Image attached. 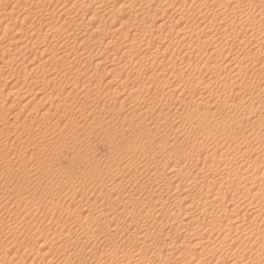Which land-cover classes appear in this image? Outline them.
<instances>
[{"label":"rangeland","instance_id":"374dc122","mask_svg":"<svg viewBox=\"0 0 264 264\" xmlns=\"http://www.w3.org/2000/svg\"><path fill=\"white\" fill-rule=\"evenodd\" d=\"M36 1L0 2V264H147L153 259L149 255L154 252L162 262L151 260L148 264H169L172 260L173 264H181L182 261V264H221L222 259L234 253H238L237 264H264V196L258 190L264 189V162L259 169L261 171H257V179L255 178L254 182L250 180L251 172L256 169L253 160L256 157L258 160L264 158V46L261 48L263 51L260 49L259 55L257 54V75H253L255 68H252V64L256 62L255 58L248 59L247 57L251 56H246L244 59L245 53H236L232 35L220 32L228 21L235 20L239 23L240 14L237 11H224L225 0H213V6L210 5L209 9L224 11L227 17L223 19L226 18L227 21L222 19V16H225L223 14L214 19L215 23L212 22L211 26L203 29L204 24L201 23L204 22L191 17H185L179 24H174V19H177L175 17L179 15L178 9H181L180 13L197 9L200 1ZM258 1L257 12L253 10V14L258 15L256 26L258 32V28H261V34H257V41L261 42L264 39V17L259 14L264 12V0ZM163 2H170L169 5L173 2L175 5L171 8L173 3L168 6ZM149 8L154 11L149 16L139 14L142 13L139 10L146 11ZM165 8L168 9L166 14ZM98 9L101 12L97 11ZM118 10L120 14L116 12ZM250 11L252 10L245 13ZM93 12L95 15H92ZM102 12H105V15ZM23 17L26 19L22 20ZM245 17H248V14ZM69 18H72V21ZM171 18L172 24L169 23L172 22ZM152 21L154 25L151 30L163 22L166 23L164 29L173 28L170 29L174 31L171 35L174 42L172 40L170 53L177 50V40L183 36L176 35L178 30H182L180 28L185 25L193 28L201 25L198 27L203 29L201 32L197 29V35L194 36L188 33V37L181 41L193 50L196 48L194 55L197 57L193 59V54L186 56V46V49L176 53L178 57L176 54V57L167 55L163 61L161 51L163 52L164 48L159 47L161 41L155 42L159 35L148 34V28H144L152 25ZM246 24L243 27L248 25ZM168 30H164L161 35L169 34ZM239 37L246 41L254 39V36L245 37L243 33ZM153 39L158 45L153 43L155 46L150 49L152 58L148 60L141 55L135 56L137 47L145 49ZM227 39L231 41L232 47L225 46ZM100 41L101 43H98ZM239 42L238 40L237 43ZM182 44L179 43L178 46ZM198 44L201 47H196ZM128 50L129 53L126 54L125 51ZM210 54L219 56L223 64L219 59L214 61L216 56L211 59ZM224 55L227 56L226 60ZM139 60H142V63ZM230 61L231 64L228 63ZM24 68L27 69L26 72ZM237 70L241 71L239 77L234 73ZM235 80L237 82L233 84ZM204 85L208 90L200 93ZM197 86V92L193 93ZM204 105L210 108L207 106V110ZM187 113L192 115L189 117ZM253 121H257L255 126L251 125ZM194 145L201 149L199 154L191 149ZM215 150L214 160H217V164L221 163L219 161L229 162L230 158L239 159L229 171L230 176L232 175L230 179L239 175L242 179L249 177L250 182L248 180L244 184H234L233 188L220 187L217 175L209 174V179L212 178L214 182L212 186H215L211 187L209 192L205 184L199 183L191 188L186 181L183 190L190 187V196L187 197L188 201L191 200V205L175 199L169 202L165 196L160 201L161 205L168 206L166 210L170 211L169 215H172L171 212L180 214L178 220L173 215L170 216L174 222L168 221V218V225H165L166 220L164 223L163 218L148 211L145 204L139 206L152 197V190L157 187L165 190L162 194L167 192L174 195V185L177 181L170 178V173L175 168L183 169L179 176L206 173L210 169L202 163L203 157L211 155ZM220 154L223 155L221 158ZM248 161L253 164H248ZM220 166L214 163L212 169L221 171L218 170ZM248 166L250 172L246 173ZM154 171L162 174L164 178H157ZM130 178L132 181L127 183ZM248 186L252 188L251 192L246 189ZM226 187H229L228 190ZM199 188H202L201 192ZM197 190L209 196L220 190L223 197L218 198V202L223 201L221 204L224 205L223 210L218 211L220 215L224 216L225 212H237L246 220L242 232L232 231L223 251L219 249L209 261L204 256L203 246L191 247L189 238L195 236L201 244H205L208 242V236H211V240H219L217 237H223L227 232H221L223 228L220 226L212 232L213 234L203 235L211 221L209 213H215V210L212 211L209 207L203 208L204 210L201 208L199 203L203 195ZM256 190L257 201H252L251 196L255 195ZM181 192L182 190L179 192L180 196ZM196 194L199 196L194 199ZM121 208L123 210H120ZM253 210L258 213L257 222L255 221L257 224L253 222L248 226L251 213H255ZM106 214L116 218L113 223L104 220ZM125 214L128 215L124 216ZM152 214L153 217H149ZM227 214L226 216L230 215ZM196 215L203 218V221L200 219L202 226L180 225L177 231L169 227L172 223L176 227L179 221L189 223ZM150 219H156L157 222L154 221L155 228L151 229L150 238L144 248L140 241L134 242L136 238L130 231L127 235L129 238H114L107 246L100 243L107 237L112 240L116 227L122 228L133 221ZM255 229L257 237L248 240L251 243H245L240 234H243V230L254 232ZM196 233L199 236H196ZM166 236L176 245L171 244V240L165 241L168 238ZM153 238L159 242L156 243ZM84 242L87 247L82 245ZM180 243L188 246H179ZM140 247L144 253L138 250ZM69 249L76 253L71 255ZM139 254L147 260L141 259ZM226 259L224 263L229 264L231 261Z\"/></svg>","mask_w":264,"mask_h":264},{"label":"bare ground","instance_id":"6f19581e","mask_svg":"<svg viewBox=\"0 0 264 264\" xmlns=\"http://www.w3.org/2000/svg\"><path fill=\"white\" fill-rule=\"evenodd\" d=\"M38 1V0H37ZM36 1V2H37ZM40 1V0H39ZM67 1V0H66ZM92 1H94V0H92ZM166 1V0H165ZM184 2H185V0H183ZM193 1V0H192ZM195 1V3H196V1H200V3H199V5H198V7H197V9H195V8H193L191 11H188V12H183V13H180V12H182L181 11V9H178V10H180L179 11V15H178V17H175V18H177V19H174V24H179L180 22H182L183 20H184V18L185 17H191V18H193L194 20H196V21H199V22H204V23H201V24H204L203 25V29L204 28H208L209 26H211L210 25V23H212V22H214L216 19L215 18H217L218 19V17H221L223 14L225 15V16H222V19H223V17H227L226 16V13H224V11H231V12H235V11H237V13H239L240 14V16H241V18L239 19L240 21H239V23H237L235 20L234 21H231V22H227V23H225L224 24V26L221 28V31L220 32H222V33H229L230 35H232V42H234V45L236 46V53H243V55H244V53H245V55H244V59L246 58V56H251V57H247L248 59L249 58H255L254 60H256V62H254L253 64H252V68L254 69L255 68V70H254V72H253V75H257V54L259 55V52H260V49L264 46V39H260L261 40V42L259 41H257V34H261V31H260V29L261 28H258V30H259V32L257 31V13H255V14H253L254 13V11L253 10H256V12H257V1L258 0H225V6H224V8H223V10L224 11H211V9H209V6L210 5H212L213 3H212V1L213 0H194ZM211 1V2H210ZM215 1V0H214ZM216 1H218V0H216ZM0 2H1V0H0ZM21 2V1H20ZM50 2V1H49ZM83 2V1H82ZM98 2H100L99 0H98ZM174 2V1H173ZM172 2V3H173ZM245 2V3H244ZM35 3V2H34ZM89 3V2H88ZM105 3V2H104ZM114 3V2H113ZM163 3H167V2H163ZM170 3V2H169ZM169 3H167L168 4V6H170L169 5ZM182 3V2H181ZM193 3V2H192ZM209 3H211V4H209ZM218 3V2H217ZM258 3H260L259 1H258ZM49 4V3H48ZM82 4V3H81ZM90 4V3H89ZM98 4V3H97ZM101 4V3H100ZM185 4V3H184ZM194 4V3H193ZM222 4V3H221ZM220 4V5H221ZM99 5V4H98ZM102 5V4H101ZM111 5V4H110ZM162 5V4H161ZM175 4L173 3L172 5H171V8H173L172 6H174ZM215 5V4H214ZM223 5V4H222ZM227 5V6H226ZM263 6H264V4H262ZM12 6V5H11ZM32 6H35V5H32ZM66 6V5H65ZM79 6V5H78ZM100 6V5H99ZM105 6V5H104ZM103 6V7H104ZM163 6V5H162ZM161 6V7H162ZM213 6V5H212ZM215 6H217V5H215ZM263 6H261L262 8H263ZM14 7V6H13ZM111 7V6H110ZM129 7V6H128ZM136 7H138V6H136ZM159 7V6H158ZM179 7V6H178ZM178 7H176V8H178ZM218 7H220V8H222L221 6H218ZM35 8V7H34ZM38 8V7H37ZM53 8V7H52ZM75 8V7H74ZM73 8V9H74ZM153 8V7H152ZM152 8H149L148 10H139V12H141L142 11V13H139V14H143V15H148L149 16V14L151 13V12H154L153 10H152ZM175 8V7H174ZM212 8V7H211ZM261 8V9H262ZM96 9V8H95ZM100 9V8H99ZM99 9L97 10V11H99ZM107 9V8H106ZM155 9V8H154ZM161 9V8H160ZM159 9V10H160ZM214 9V8H213ZM215 9H218V8H215ZM252 10V11H250L249 13H247L248 14V17H245V15H247L245 12L246 11H249V10ZM11 10V9H10ZM19 10V9H18ZM65 10V9H64ZM103 10H105V9H103ZM112 10H114V9H112ZM175 10V9H174ZM220 10V9H219ZM93 11V10H92ZM96 11V13H98ZM108 11V10H107ZM107 11H106V13H107ZM161 11V13L163 12L162 11V9L160 10ZM168 11V9H166L165 8V10H164V13L166 14V12ZM176 11H177V9H176ZM261 11V10H260ZM31 12V11H30ZM29 12V13H30ZM62 12V11H61ZM76 12V11H75ZM99 12H101V11H99ZM109 12V11H108ZM116 12H118L119 13V10L118 11H116ZM132 12V11H131ZM157 12V11H156ZM233 12V13H234ZM69 13V12H68ZM84 13V12H83ZM103 13V12H102ZM102 13H100L101 15H102ZM105 13V12H104ZM103 13V14H104ZM174 13V12H173ZM172 13V14H173ZM230 13V12H229ZM10 14V13H9ZM18 14H20V13H18ZM110 14V13H109ZM114 14H116V13H114ZM120 14V13H119ZM137 14H138V12H137ZM152 14V13H151ZM181 14V15H180ZM25 15V14H24ZM83 15V14H82ZM92 15H95L94 14V12H93V14ZM105 15V14H104ZM107 15V14H106ZM112 15V14H111ZM129 15V14H128ZM134 15H136V14H134ZM261 17H264V12H260V14H259ZM5 16V15H4ZM10 16H11V14H10ZM18 16V15H17ZM26 16V15H25ZM132 16V15H131ZM153 16H155V15H153ZM171 16V15H170ZM29 17V16H28ZM66 17V16H65ZM69 17V16H68ZM83 17V16H82ZM95 17V16H94ZM117 17V16H116ZM157 17V16H156ZM161 17H162V14H161ZM172 17V16H171ZM67 18V17H66ZM114 18V17H113ZM133 18H134V16H133ZM5 19V18H4ZM26 19V18H25ZM24 19V17H23V19L22 20H25ZM72 18H69V20L70 21H72L71 20ZM168 19V18H167ZM166 19V21H168ZM186 19V18H185ZM189 19V18H188ZM187 19V20H188ZM215 19V20H214ZM221 19V18H220ZM221 19V20H222ZM68 20V19H67ZM81 21H82V19H80ZM89 20V19H88ZM128 20V19H127ZM151 20V19H150ZM153 20V19H152ZM171 20H172V18H171ZM220 20V21H221ZM224 21L226 20V18L225 19H223ZM62 21V20H61ZM69 21V22H70ZM122 21V20H121ZM164 21V20H163ZM227 21V20H226ZM169 22V21H168ZM248 22V23H247ZM251 22V24L249 25V23ZM51 23V22H50ZM76 23V22H75ZM112 23V22H111ZM169 23H173V20H172V22H169ZM215 23V22H214ZM221 23H223V22H221ZM248 25H247V24ZM10 24V23H9ZM149 24V23H148ZM186 24V23H185ZM185 24H183V25H185ZM189 24V23H188ZM200 24V23H199ZM213 24V23H212ZM247 25L246 27H243L244 25ZM107 25V24H106ZM141 25H143V24H141ZM154 24H153V21H152V25L150 24V25H148L147 27H144V28H148L147 29V33L148 34H150V33H157V35H159L158 37H157V41H155L156 43H160V41H161V43L159 44V47L161 46V47H163L164 48V51L162 52L161 51V53L163 54L162 55V59H163V61L165 60V58H166V56L167 55H171V56H175V54L176 53H180L179 51H181L182 49H186V46L188 47V45H183L182 43H181V41H183L184 39H185V37L187 36L188 37V33H189V35L190 36H194V35H197V32H196V30L198 29V27L199 26H201V25H198V26H195V28H193L191 25V27H189V25L188 26H184L183 28H180V29H182L181 31L180 30H176L177 32H176V35H183V36H181L182 38L178 41L177 40V43L179 44H182V45H179L178 46V44H177V50L176 51H174V52H169V50L172 48L171 46L173 45V42H174V40H173V38H171L172 36V32H174V31H171L172 29H171V27L169 28V30L168 29H164L165 28V26H166V23H161L160 25H157L154 29H152L151 30V28H152V26H153ZM217 25V24H216ZM219 25H220V23H219ZM242 25V26H241ZM46 26V25H45ZM51 26V25H50ZM76 26H77V24H76ZM167 26H169V25H167ZM170 26H173V25H170ZM240 26V27H239ZM262 26H264V25H262ZM9 27V26H8ZM8 27H5V29L7 28L8 29ZM48 28V27H47ZM263 29H264V27H262ZM40 29V28H39ZM56 29V28H55ZM143 29V28H142ZM151 31H150V30ZM175 29V28H174ZM203 29H198V30H200V32H201V30H203ZM216 29V28H215ZM36 30V29H35ZM47 30V29H46ZM49 30V29H48ZM81 30V29H80ZM164 30H168L167 32L169 33V34H167V35H164V37H163V35H161L162 33H163V31ZM208 30H210V29H208ZM218 30H220V29H218ZM98 31H101V30H98ZM129 31V30H128ZM29 32V31H28ZM46 32V31H45ZM102 32V31H101ZM106 32V31H105ZM196 32V33H195ZM204 32V31H203ZM210 32V31H209ZM258 32V33H257ZM15 33H17V32H15ZM20 33V32H19ZM27 33V32H26ZM38 33V32H37ZM48 33V32H47ZM194 33V34H193ZM207 33V32H206ZM241 33H243V34H245V37L247 36V37H249V36H254V39H250V40H241V38L239 37V35L241 34ZM262 33H264V31L262 32ZM42 34V33H41ZM91 34V33H90ZM212 34V33H211ZM225 34V35H226ZM17 35V34H16ZM21 34H19V36H20ZM37 35V34H36ZM221 35V34H220ZM7 36V35H6ZM14 36V35H13ZM35 36V35H34ZM135 36V35H134ZM148 36H150V35H148ZM162 36V37H161ZM189 36V37H190ZM200 36L201 37H203L201 34H200ZM208 36H210V35H208ZM12 37V36H11ZM15 37V36H14ZM99 37V36H98ZM125 37V36H124ZM153 37H155V35L153 36ZM198 37V36H197ZM207 37V36H206ZM205 37V38H206ZM217 37V36H216ZM221 37H222V35H221ZM17 38V37H16ZM19 38V37H18ZM21 38V37H20ZM90 38V37H89ZM88 38V39H89ZM115 38V37H114ZM149 38V37H148ZM151 38V37H150ZM200 38V37H199ZM207 38H209V37H207ZM223 38V37H222ZM225 38V37H224ZM13 39V38H12ZM124 39V38H123ZM213 39H214V37H213ZM217 39V38H216ZM15 40V39H14ZM18 40V39H17ZM21 40V39H20ZM98 40V39H97ZM101 40V39H100ZM172 40H173V42H172ZM176 40V39H175ZM230 40V39H229ZM240 41L239 43H237V41ZM87 41V40H86ZM109 41V40H108ZM149 41V40H148ZM226 41V40H225ZM111 42V41H110ZM172 42V43H171ZM231 41H228V39H227V41L225 42V46H228V47H232V45H231V43H230ZM12 43V42H11ZM98 43H101V41L100 42H98ZM108 43V42H107ZM153 43H154V39H153V42H150V43H148L146 46L148 47H146L145 49H141L140 48V46L139 47H137V49H135L136 51H135V53H136V55L135 56H142V57H144L145 59L146 58H148V60L150 59V58H152L153 57V55H152V53L150 52V49H151V47L152 46H155V45H158V44H156V43H154L155 45H153ZM106 44V43H105ZM124 44V43H123ZM142 44V43H141ZM146 44V43H145ZM145 44H143L144 46H145ZM95 45V44H94ZM110 45V44H109ZM142 45V46H143ZM209 45V44H208ZM8 46H10V44L8 45ZM111 46H113V44L111 45ZM132 46V45H131ZM95 47V46H94ZM98 47V46H97ZM123 47V46H122ZM171 47V48H170ZM196 47H201L199 44L196 46ZM216 47V46H215ZM116 48V47H115ZM158 48V47H157ZM175 49V48H174ZM195 49L196 48H194V50L193 49H191L190 47H188L184 52H186L185 53V55L186 54H188V55H194V53H196L197 51H195ZM229 49V48H228ZM264 49V48H263ZM263 49H261L262 51H263ZM113 50V49H112ZM130 50V49H129ZM129 50L126 52L125 51V53L126 54H128L129 53ZM197 50V49H196ZM199 50H200V48H199ZM6 51H7V49H6ZM124 51V50H123ZM173 51V50H172ZM257 51H258V53H257ZM5 52V51H4ZM118 52V51H117ZM134 52V51H133ZM156 52H158V51H156ZM213 52H215V51H213ZM134 53V54H135ZM212 53V52H211ZM262 53V52H261ZM216 54V53H215ZM235 54V53H234ZM177 55V57H178V54H176ZM188 55H186V56H188ZM198 55V54H197ZM242 55V56H243ZM14 56V55H13ZM132 56H133V54H132ZM155 56V55H154ZM213 56H216L217 57V55H212V54H210V58L211 57H213ZM238 56H240V55H238ZM176 57V56H175ZM191 57V56H190ZM195 57H197L196 56V54L193 56V59L195 58ZM216 57H214V61L217 59H219L218 57L216 58ZM225 57L227 58V56L226 55H224V60H226L225 59ZM237 56H235L234 58H236ZM139 58V57H138ZM220 58H222V57H220ZM222 58V59H223ZM243 57H240V59L241 60H243L244 61V59H242ZM37 59V58H36ZM131 59V58H130ZM170 59V58H169ZM172 59V58H171ZM177 59V58H176ZM212 59V58H211ZM237 59V58H236ZM247 59V60H248ZM260 59V58H259ZM175 60V59H174ZM219 60H221V59H219ZM229 60H231V59H229ZM228 60V61H229ZM239 60V59H238ZM241 60L239 61V62H241ZM253 60V59H252ZM253 60V61H254ZM140 61V60H139ZM142 61V60H141ZM140 61V62H141ZM166 61H168V59L166 60ZM171 61V60H170ZM209 61H210V59H209ZM213 61V62H214ZM222 61V60H221ZM234 61V60H233ZM6 62V61H5ZM135 62V61H134ZM152 62V61H151ZM207 62H208V60H207ZM218 62V61H217ZM231 62L232 61H230V62H228V63H230L231 64ZM237 62V61H236ZM244 62H246V61H244ZM259 62V61H258ZM118 63V62H117ZM116 63V64H117ZM130 63H131V61H130ZM142 63V62H141ZM159 63V62H158ZM138 64H140V63H138ZM152 64V63H151ZM222 64H223V61H222ZM226 64V63H225ZM238 64V63H237ZM38 65H40V64H38ZM153 65V64H152ZM155 65V64H154ZM171 65V64H170ZM205 65H207V64H205ZM209 65V64H208ZM239 65V64H238ZM237 65V66H238ZM242 65V64H241ZM262 65H264V64H262ZM261 65V66H262ZM1 66V65H0ZM36 66V65H35ZM42 66V65H41ZM122 66V65H121ZM139 66V65H138ZM158 66V65H157ZM226 66V65H225ZM245 66V65H244ZM27 67V66H26ZM39 67V66H38ZM125 67V66H124ZM133 67V66H132ZM152 67V66H151ZM150 67V68H151ZM207 67V66H206ZM233 67H235V65H233ZM239 67V66H238ZM241 67V66H240ZM239 67V68H240ZM259 67V66H258ZM1 68V67H0ZM28 68V67H27ZM149 68V69H150ZM156 68V67H155ZM231 68H232V66H231ZM248 68V67H247ZM251 68V67H250ZM122 69V68H121ZM152 69H154V67H152ZM165 69V68H164ZM167 69V68H166ZM206 69H208V68H206ZM233 69V68H232ZM5 70V69H4ZM24 70H25V68H24ZM27 70V69H26ZM26 70H25V72H26ZM142 70V69H141ZM242 70V69H241ZM245 70H247V69H245ZM260 70V69H259ZM154 71V70H153ZM173 71V70H172ZM41 72V71H40ZM66 72V71H65ZM64 72V73H65ZM233 72V71H232ZM46 73V72H45ZM234 73H236L235 75H236V77H239V76H241V71L240 70H237L236 72H234ZM41 74V73H40ZM159 74V73H158ZM260 75H261V73H259ZM43 75V74H42ZM73 75V74H72ZM79 75V74H78ZM151 75V74H150ZM163 76V75H162ZM41 77H43V76H41ZM49 77V76H48ZM23 78V77H22ZM51 79V78H50ZM49 79V80H50ZM148 79H150V78H148ZM147 79V80H148ZM7 81V80H6ZM150 82V81H149ZM155 82V81H154ZM236 82H237V80H235V81H233L232 83L233 84H236ZM24 83V82H23ZM152 83V82H151ZM168 83V82H167ZM197 82H195V84H196ZM34 84V83H33ZM154 84V83H153ZM200 84V82L198 83V85ZM201 84H202V82H201ZM204 84V83H203ZM202 84V85H203ZM209 84V83H208ZM15 85V84H14ZM145 85V84H144ZM206 85V84H205ZM202 86L201 87V89H202V91L200 92V93H202V92H205V91H207L208 90V88H207V86ZM211 85V84H210ZM141 86H143V84L141 85ZM209 86V85H208ZM199 86H197V87H195L194 89H193V93H195V92H197V88H198ZM11 88V87H10ZM177 88V87H176ZM232 88L234 89V85H232ZM2 89V88H1ZM233 89L231 90V92L233 91ZM86 90V89H85ZM167 91V90H166ZM173 92H174V90H173ZM185 92V91H184ZM189 92V91H188ZM239 92V91H238ZM0 93H2V91L0 90ZM4 93V92H3ZM199 93V94H200ZM91 94V93H90ZM90 94H88V95H90ZM170 94V93H169ZM86 95V94H85ZM84 95V96H85ZM201 95V94H200ZM203 97V96H202ZM190 98V97H189ZM205 106V108L208 106V105H204ZM135 107H137V106H135ZM209 107V106H208ZM210 108V107H209ZM146 109V108H145ZM149 109V108H148ZM207 109V108H206ZM141 110V109H140ZM151 110V109H150ZM153 110V109H152ZM208 110V109H207ZM145 113H146V111H144ZM2 114V113H1ZM188 114V116L190 117L192 114H189V113H187ZM43 120V119H42ZM214 122V121H213ZM257 123V121H253L252 123H251V125H253V126H255V124ZM212 126H213V124H212ZM213 129V128H212ZM218 141V140H217ZM201 144V143H200ZM198 146V145H197ZM200 146V145H199ZM188 147H190V146H188ZM215 147V146H214ZM191 148V147H190ZM171 149V148H170ZM191 149H193L194 150V152H196V153H200L201 151V149L199 150L195 145L194 146H192V148ZM214 149V148H213ZM212 149V150H213ZM216 149H218V145H217V147H216ZM203 150V149H202ZM206 151V150H205ZM163 152H165V151H163ZM174 152H176V151H174ZM214 153H212L211 155L209 154V156H207V155H205L206 157H203L204 159L202 160V163L205 165V167H207V168H209L210 170H208L206 173H203V174H196V175H194V176H189L188 174L186 175V174H184V175H181V176H179L180 175V173L179 172H181L183 169H181V170H179L178 168V170L175 168V172L172 170V169H170V170H172V172L170 173V178H174V180H176L177 181V184L176 185H174V192H173V194L174 195H172V193L171 194H169V193H165V194H162L165 190L164 189H162L161 187H157V188H154L152 191H153V193L151 194V198L150 199H148V200H146L147 202H145V203H142V204H139V206H144V204L147 206V209H148V211H151V213H153L154 215H156L157 217H161V218H163V220H164V223H165V220H166V224L165 225H168L169 223H167V219H168V221H170V220H172L173 221V219L171 218L172 217V215L174 216V217H176L177 218V220H178V217H179V212L177 213V212H175V213H172L171 212V214L172 215H169V210H166V207H168V206H166V205H161V203H160V201L161 200H163L162 199V197H166L167 198V200H169V202H171V200H178V201H183V202H188V204L190 203V201H188V197L190 196H188V192L190 191L191 192V190H190V187H189V189H188V187L186 188V190H183V188H184V186H186V185H184L185 184V182L186 181H188L187 182V184H189L190 186H192L191 188H193V186L194 187H196L197 185H199V183H202L203 185L205 184L206 185V190H209V192L212 190L211 189V187H215V186H212L213 184H214V182H213V180H212V178L211 179H209L210 178V175L209 174H211V176L212 175H217V177H218V180H219V184H220V187H222V186H233L234 184H241L242 182H243V184L244 183H246L248 180H249V177H245V179H242V177H236V178H233V179H230V177L232 176H230V169H231V167L233 166V165H236L238 162H237V160H239V159H236L237 157H235V158H230L231 160L228 162V161H219V162H221L220 164H217L216 163V161L217 160H214V157H216L215 156V154H216V150L215 151H213ZM161 154V153H160ZM225 154V153H224ZM166 155H167V153H166ZM218 155V154H217ZM220 156V158H221V156H223L222 154H220L219 155ZM167 157V156H166ZM175 157V156H174ZM173 157V158H174ZM178 157V156H177ZM199 157V156H198ZM158 158V157H157ZM161 158V157H160ZM167 158H169V157H167ZM260 158H262L261 156H260ZM229 159V158H228ZM257 159V157L253 160V163L255 164L256 163V169L255 170H253V168H251L253 171L251 172L252 173V176L250 177V180H252V182H254L255 180V178H256V176H257V173H259V172H257V171H261V170H259L260 169V167H262V165H263V162H264V158H262V159H260V160H256ZM182 160V159H181ZM220 160V159H219ZM158 161V160H157ZM167 161V160H166ZM171 161V160H170ZM257 161H260V162H257ZM198 162V161H197ZM247 162V161H246ZM250 162L251 161H248V164H250ZM165 163V162H164ZM174 164H176V163H180V162H173ZM216 164V165H221L220 167V169H218V170H221V171H217V169H215L214 168V170L212 169V167H213V164ZM252 163V162H251ZM252 163V164H253ZM182 164V163H181ZM247 164V165H248ZM257 164H259L258 166H257ZM238 165H240V164H238ZM237 165V166H238ZM245 165V164H244ZM246 165V166H247ZM250 166V165H249ZM247 167L246 168V173H248V172H250V167ZM255 166H254V168H255ZM154 167V166H153ZM173 167H174V165H173ZM176 167V166H175ZM179 167V166H178ZM203 167V166H202ZM215 167V166H214ZM219 167V166H218ZM236 167V166H235ZM241 167V166H240ZM240 167H238V171H239V169H240ZM139 168V167H138ZM147 168V167H146ZM172 168V167H171ZM206 168V169H207ZM217 168V167H216ZM148 169V168H147ZM147 169H145L146 171H147ZM236 169V168H235ZM241 169H245V168H241ZM237 170V169H236ZM146 171H144V172H146ZM203 171V170H202ZM204 171H206L205 170V168H204ZM243 171V170H242ZM142 172H143V170H142ZM155 172V171H154ZM179 173V174H177V173ZM233 172V171H232ZM176 173V174H175ZM200 173H202V172H200ZM263 173V172H262ZM261 173V174H262ZM144 174V173H143ZM264 174V173H263ZM135 175V174H134ZM154 175H156V177L157 178H164V176L162 175V174H159V173H157V172H155L154 173ZM242 175V174H241ZM248 175V174H247ZM163 176V177H162ZM187 176H189V177H187ZM246 176V175H245ZM116 177V176H115ZM114 177V178H115ZM235 177V176H234ZM133 178V177H132ZM132 178H130L128 181H127V183H130L131 181H132ZM135 178V177H134ZM216 178V177H215ZM112 180H114L113 178H111ZM110 179V180H111ZM237 179V180H236ZM257 179V178H256ZM216 180V179H215ZM250 180H249V182H250ZM254 180V181H253ZM105 181V180H104ZM119 181V180H118ZM112 182V181H111ZM121 182V181H120ZM105 183V182H104ZM248 184V183H247ZM116 185V184H115ZM201 185V184H200ZM216 185V184H215ZM250 185H254V184H250ZM257 185V184H256ZM255 185V186H256ZM121 186V185H120ZM219 187V186H218ZM217 187V188H218ZM230 187V188H231ZM235 187V186H234ZM204 188V187H203ZM225 188V187H224ZM227 188V187H226ZM229 188V187H228ZM228 188H227V190H228ZM233 188V187H232ZM231 188V189H232ZM200 189V188H199ZM202 189V188H201ZM201 189L199 190L200 192H201ZM220 190H221V188H219ZM246 189H248V191H252L251 189V187H247ZM180 190H182V192H181V195L182 196H180V194H179V192H180ZM193 190V189H192ZM213 190H214V188H213ZM220 190L219 191H217V192H215L213 195H211V196H209V195H207V194H203V192L202 193H200L198 190V192L200 193V195H203V197H202V201H200L201 203H199V205L201 206V208L203 209V208H205V207H209V208H211L212 209V211L213 210H215V213L214 212H212L211 214L209 213V216H210V218H211V221H210V223H208L207 224V227L208 228H206L207 230H206V233H203V235H206V234H208V233H211V234H213L212 232H215L216 230H218L219 229V227L220 226H222V228H223V231H221V232H224V231H226L227 232V234H225V236H221L220 238H223L222 240H220V238L219 237H217L219 240H215L216 238H214L213 240H211L212 238H211V236H208L206 239V241H208V242H206L205 244H201L199 241H198V239L195 237V236H193L192 238H189L190 240H189V243L191 244V247L193 246L194 248H197V247H199L200 245H201V247L203 246V250L205 251V255L203 254V251L201 252L205 257H206V260H211L212 258H214V256L216 255L215 253L216 252H219L218 250L219 249H221L222 251H223V249H224V246L226 245L225 243H226V241H227V239H228V237H229V235H230V233L233 231V233L234 232H238L239 230H240V232H242L241 230H242V227H244L243 225L245 224V222H246V220H245V218L243 217V216H241V215H239V214H237V212L236 213H234V214H230V213H228V214H230V215H228L227 214V212H225L228 216H226V214H224V216H221L220 215V213L218 212L219 210L221 211V210H223L222 208H223V206L224 205H222L221 204V202H223V201H219L218 202V198L219 199H221L220 197H223V194H222V192H220ZM226 190V189H225ZM230 190V189H229ZM233 190V189H232ZM235 190V189H234ZM258 190H260L259 192H261V194L264 196V189H258ZM203 191V190H202ZM216 191V190H215ZM231 191V190H230ZM208 192V191H207ZM214 192V191H213ZM235 192H237L236 190H235ZM250 192H249V194H250ZM256 193H255V195L253 194L252 196H251V199H252V201L253 200H256V198H257V190L255 191ZM187 193V195H185ZM212 194V193H211ZM227 194V193H226ZM236 194V193H235ZM260 194V195H261ZM195 195V194H194ZM234 195V194H233ZM102 196V195H101ZM180 196V197H179ZM188 196V197H187ZM193 196V195H192ZM199 196V194L197 195L196 194V197L194 198V199H196L197 197ZM228 196V195H227ZM235 196V195H234ZM243 196V195H242ZM232 197V196H231ZM237 197V196H236ZM235 197V198H236ZM244 197V196H243ZM165 198V199H166ZM102 199V198H101ZM191 199H193V198H191ZM193 199V200H194ZM199 199V198H198ZM223 199V198H222ZM237 199V198H236ZM192 200V201H193ZM242 200V199H241ZM257 201V200H256ZM82 202V201H81ZM128 202H130V201H128ZM164 202V201H163ZM167 202V201H166ZM168 202V203H169ZM198 202V201H197ZM107 203V202H106ZM127 203V202H126ZM137 203V202H136ZM135 203V204H136ZM168 203H166V204H168ZM194 203V202H193ZM196 203V202H195ZM250 203V202H249ZM122 204V203H121ZM125 204V203H124ZM192 204V202L190 203V205ZM198 204V203H197ZM257 205V204H256ZM132 206H133V203H132ZM136 206V205H135ZM160 206V208L158 209V207ZM169 206H171L170 204H169ZM199 206V207H200ZM226 206V205H225ZM247 206H249V205H247ZM251 206H253V205H251ZM250 206V207H251ZM187 208H188V206H186ZM191 207V206H190ZM132 208V207H131ZM130 208V209H131ZM170 208V207H169ZM168 208V209H169ZM192 208V207H191ZM201 208H199V209H201ZM123 209H127L124 205H123ZM122 208L120 209V210H123ZM164 209V210H163ZM194 209V208H193ZM199 209H197V210H199ZM207 209V208H206ZM210 209V210H211ZM146 210V209H145ZM158 210V211H157ZM163 210V211H162ZM204 210V209H203ZM237 210V209H236ZM117 211V210H116ZM238 211V210H237ZM252 211V210H251ZM255 213H251V215H250V223H248V226H249V224H252L253 222H257V211H255V210H253ZM119 212V211H118ZM146 212V211H145ZM190 212V211H189ZM201 211H199L198 213L201 215V213H200ZM203 212H205V211H203ZM107 213H109V212H107ZM126 213V212H125ZM146 213H150V212H146ZM206 213H208V212H206ZM110 214V213H109ZM114 214V213H113ZM119 215H120V213H118ZM122 214H124V213H122ZM153 214H152V216H149V217H153ZM185 214H186V212H185ZM119 215H117V217H119ZM128 215V214H127ZM126 214L124 215V216H127ZM193 215H194V213H193ZM145 216H147V215H145ZM171 216V217H170ZM202 216V215H201ZM206 216V215H205ZM205 216H203L204 217V219H205ZM208 216V217H209ZM112 217V216H111ZM110 217V215H107L106 214V216H104V220L106 221V222H109V223H113L112 221H113V219L115 218V217H112L111 218ZM148 217V218H149ZM188 217V216H187ZM192 217V216H191ZM195 217V216H194ZM147 218V219H148ZM154 218H155V216H154ZM185 218H186V216H185ZM184 218V219H185ZM116 219V218H115ZM144 219H146V218H144ZM157 219V218H156ZM153 220V219H150V220H143L142 222H140V221H133L132 223H130V224H127V225H125L124 227H122V228H118V227H116V229L113 231V235L115 236H113L112 237V240H111V238L109 237V239H108V237H107V239H105V241H103V240H101V242L100 243H102V245H105V246H107L108 244H111L113 241H114V238H118V239H121V238H123V237H128L127 235H128V233H129V231H130V233H132L133 235H134V238H136V239H134V242H135V240L136 241H140V244L143 246V248L144 247H146V244H147V241L149 240V238H150V236H149V233L152 231L151 229L154 227V221H156L157 222V220ZM188 219H190V218H188ZM203 221V218H200V217H198L197 215H196V217L193 219L192 218V220L191 221H189V223L187 222H182V221H179V223L177 224V226L175 227L174 226V224L172 223L171 225H169V227L172 229H176V231L177 230H179V228H180V225L181 226H184V227H186V226H192V225H195L196 227H197V225L198 224H201V226H202V224L203 223H201L200 221L201 220ZM207 219V218H206ZM187 220V219H186ZM73 221V220H72ZM71 221V222H72ZM188 221V220H187ZM248 221V220H247ZM174 222V221H173ZM178 222V221H177ZM255 222V224H257ZM96 223H98V222H96ZM171 223V222H170ZM206 223H207V221H206ZM226 223V224H225ZM79 224V223H78ZM162 224V223H161ZM31 225V224H30ZM71 225V224H70ZM255 226V225H254ZM199 227V226H198ZM74 228V227H73ZM155 228V227H154ZM249 228V227H248ZM252 228V227H251ZM257 228V227H256ZM112 229H114V228H112ZM222 230V229H221ZM249 230H251V229H249ZM253 230H254V228H253ZM256 230V229H255ZM220 233V232H219ZM131 234V235H132ZM196 234H198V233H196ZM195 234V235H196ZM211 234H209V235H211ZM222 234H224V233H222ZM242 234V233H241ZM240 234V236L243 238V240H245V243H247V242H250V241H248V240H250L251 238H253V237H257V230L256 231H254V232H252V231H247L246 230V232L243 230V234L241 235ZM132 235V236H133ZM217 235V234H216ZM236 235V234H235ZM102 236V235H101ZM110 236H112V235H110ZM170 236V235H169ZM196 236H199V234L198 235H196ZM207 236V235H206ZM213 236V235H212ZM218 236V235H217ZM166 237H168V236H166ZM165 237V238H166ZM195 237V238H194ZM216 237V236H215ZM225 237V238H224ZM100 238V237H99ZM129 238V237H128ZM132 238V237H131ZM175 238V237H174ZM186 238V237H185ZM87 239V238H86ZM101 239V238H100ZM168 239V240H167ZM165 241H167V242H170V240H171V238L170 237H168ZM188 239V238H187ZM232 239V238H231ZM238 239H239V236H238ZM255 240L257 239V238H254ZM158 240V239H157ZM155 238H153V241H155L156 243H158L159 241H157ZM176 240H179V239H176ZM200 240V239H199ZM205 240V239H204ZM87 241H88V239H87ZM164 241V240H163ZM184 241V240H183ZM234 241H236V240H234ZM57 242V241H56ZM92 242V241H91ZM106 242V243H105ZM137 242V243H138ZM166 242V243H167ZM176 243H178L177 241H175ZM185 242V241H184ZM202 242V241H201ZM232 242V241H231ZM58 243V242H57ZM99 243V242H98ZM174 243V241L173 240H171V244H173ZM183 243V242H182ZM186 243V242H185ZM188 243V242H187ZM186 243V244H187ZM251 243V242H250ZM139 244V243H138ZM170 244V243H169ZM179 244V243H178ZM228 244H230V243H228ZM83 246H85L86 245V247H87V244H86V242H84L83 244H82ZM94 245V244H93ZM173 245H176V244H173ZM172 246V245H171ZM179 246H188V245H185V244H182L181 245V243H180V245ZM190 246V245H189ZM243 246V245H242ZM250 246V245H249ZM252 246V245H251ZM250 246V247H251ZM255 246V245H254ZM253 246V247H254ZM191 247H189V248H191ZM226 247V246H225ZM249 247V248H250ZM252 247V248H253ZM142 247H140L138 250H140V251H142V249H143ZM175 248V247H174ZM180 248V247H179ZM179 248H177V249H179ZM256 248H257V246H256ZM255 248V249H256ZM260 248V247H259ZM246 249V248H245ZM261 249H262V247H261ZM70 250V249H69ZM237 250V249H236ZM235 250V251H236ZM247 250H249V249H247ZM247 250H245V252L247 251ZM253 250V249H252ZM251 250V251H252ZM71 252H70V254L71 255H73V254H75L76 252L72 249V250H70ZM233 251V250H232ZM67 252H68V250H67ZM173 252V251H172ZM171 252V253H172ZM256 252H257V250H256ZM128 253V252H127ZM141 253H144L143 251L141 252ZM152 253V252H151ZM183 253H185V252H183ZM187 253V252H186ZM67 254V253H66ZM69 254V255H70ZM103 254H105V252L103 253ZM155 252H154V254L153 255H149V256H152L153 257V259H151V260H156V261H158L160 258H158L159 256H155ZM220 254V253H219ZM237 254L238 253H234L233 255L231 254L229 257H225L224 259H222V261L223 262H221V264H225L224 263V260L226 259V258H228V259H226V261L228 260V261H231L230 263L231 264H237L238 262H239V260H238V257H237ZM68 255V254H67ZM100 255H102L101 253H100ZM106 255V254H105ZM105 255H103L104 257H105ZM156 255H158V254H156ZM167 255V254H166ZM165 255V256H166ZM181 255H184V254H181ZM202 255V256H203ZM139 256H141L140 254H139ZM174 256V255H173ZM185 256V255H184ZM227 256V255H226ZM100 257H102V256H100ZM125 257V256H124ZM129 257V256H128ZM143 256H141V259H143L144 260V258H142ZM190 257H192V256H190ZM189 257V258H190ZM222 257V256H221ZM224 257V256H223ZM107 258V257H106ZM127 257H125V260H127L126 259ZM172 258V257H171ZM180 258V257H179ZM193 258H194V256H193ZM201 258V257H200ZM102 259V258H101ZM105 259V258H104ZM104 259H102V260H104ZM163 259V258H162ZM166 259V258H165ZM176 259V258H175ZM221 259V258H220ZM255 259V258H254ZM101 260V261H102ZM140 260V259H139ZM138 260V261H139ZM147 260V259H146ZM146 260H144V261H146ZM151 260H149L148 261V263L151 261ZM161 260V259H160ZM158 261V262H162V261ZM170 260H172V259H170ZM183 260V259H182ZM181 260V261H182ZM185 260V259H184ZM197 260H198V262H199V259L197 258ZM208 260V261H209ZM241 260V259H240ZM168 261H169V259H168ZM173 261V260H172ZM172 261L170 262V263H172ZM178 261V260H177ZM176 261V262H177ZM188 261V260H187ZM200 261H201V259H200ZM205 261V260H204ZM219 261H221V260H218V262ZM252 261V260H251ZM174 262V261H173ZM183 262V261H182ZM182 262H181V264H182ZM195 262V261H194ZM203 262V261H202ZM147 263V264H148ZM152 263V262H151ZM169 263V264H170ZM178 263V262H177ZM176 263V264H177ZM201 262H199V264H200ZM208 263V262H207ZM229 263V264H230ZM141 264H144V263H141ZM156 264H157V262H156ZM165 264V263H164ZM167 264V263H166ZM173 264V263H172ZM175 264V263H174ZM188 264V263H187ZM202 264H204V263H202ZM252 264V263H251Z\"/></svg>","mask_w":264,"mask_h":264}]
</instances>
